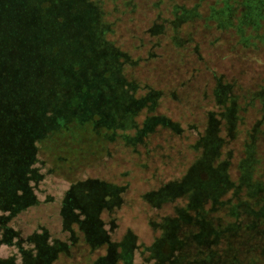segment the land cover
<instances>
[{
  "label": "trees",
  "instance_id": "trees-1",
  "mask_svg": "<svg viewBox=\"0 0 264 264\" xmlns=\"http://www.w3.org/2000/svg\"><path fill=\"white\" fill-rule=\"evenodd\" d=\"M43 1L41 5L50 8L52 0ZM85 1L72 0L60 13L66 17L70 7H79L74 4L79 3L90 17L94 13ZM192 1L187 6L186 0H150L156 17L149 20L142 37H131L132 49H146L137 58L105 40L107 29L101 27L105 23L97 17L85 20L82 27L87 33L82 38L78 33L74 38L49 33L54 42L49 43V50L43 49L47 42L42 39L36 42L38 54L27 51L29 63L19 68L22 86L27 84L26 73L33 61L36 69L15 95L10 85L13 67L0 49L1 241L10 243L17 236L7 224L38 203L29 183L36 174L35 145L49 133L46 130L89 126L99 140L114 143L118 138L127 148L161 132L166 135V146L182 156L184 171L143 197L158 212L178 205L162 223H151L161 237L150 247V258L141 264H264V78L256 86L230 78L223 72L225 59L208 49L224 43V33L236 40L235 50L264 43V30L260 31L264 0ZM125 5L129 7L128 2ZM1 16L2 31L9 21ZM51 23L67 29V18L63 25ZM156 61L161 66L157 76L175 64L184 69L172 88L156 87L153 78L146 79L149 85L142 83L132 74L141 64L156 70L150 66ZM228 69L230 73L234 70L233 66ZM188 98L194 101L188 115H182L183 111L175 120L159 113L161 103L172 101L183 107ZM230 165L236 166L234 180ZM113 192L115 202H121L122 190L117 185L95 182L89 191L86 188L80 196L81 207L92 215L84 221L85 231L77 224L92 250L108 244L107 256L92 264H137L131 245L108 243L104 224L95 220L105 204H95L94 196L103 198ZM65 201L66 197L59 211L62 226L67 211L73 209L70 198ZM218 212L224 216H213ZM229 218L234 222L229 223ZM70 238L75 242L73 235ZM73 246L42 244L39 253L47 251L55 259L54 254H68ZM42 262L49 263L41 257L34 263Z\"/></svg>",
  "mask_w": 264,
  "mask_h": 264
},
{
  "label": "rangeland",
  "instance_id": "rangeland-1",
  "mask_svg": "<svg viewBox=\"0 0 264 264\" xmlns=\"http://www.w3.org/2000/svg\"><path fill=\"white\" fill-rule=\"evenodd\" d=\"M71 1L52 0L49 8L41 5L43 0H0V17L7 16L5 20L9 21L5 29L2 31L0 29V34L3 35L0 49L1 52L4 51L2 53L4 59L7 55L5 60L10 61L13 67L11 71L14 77L10 85L11 93L14 95L18 94L20 88L26 87L30 72L36 69V61H33L26 73L27 84L22 86L19 68L29 63L30 55L27 51L38 54L40 47L36 45V42L45 39L47 45L43 49L49 50L53 42L49 33L66 38H74L78 33L82 38L87 33L82 27L85 20H92L93 17L103 21L102 24L105 23L104 27H101L107 29L104 38L110 44L124 47L132 53L134 58L145 55L146 49L142 47L132 49L131 37H142V31L149 25V20L156 17V13L150 7V0H133L132 4L131 0H86L84 4L90 5L94 14L88 17L89 15L82 9V4L74 3L79 7H70L71 11L65 17L60 11L66 7V3L69 4ZM184 1L181 0V2ZM126 2L129 3V7L125 5ZM192 3V0L185 2L187 6ZM52 9L54 12H51ZM65 18H67V29L52 26V21L63 25ZM247 22L254 24L253 21ZM95 28L96 26L92 29ZM260 28V31L264 30V21ZM223 35L226 36L224 43L218 47L211 45L208 47L209 52L220 54L225 59L223 72L230 78L242 80L246 86H256L257 83L262 82L264 43L258 41L254 48L242 50L238 47L239 51H237L233 46L236 40L229 33ZM199 41H203V38ZM158 63L157 61L150 63V66H156V70L146 67L148 64H141L134 69L133 73L132 70L130 72L142 83L150 84L146 79L153 78L152 83L155 81L158 83L155 84L156 87L172 88V84L183 76L184 69H180L176 64L169 66L164 73L166 77L163 78L164 75L157 76V70L161 68L157 66ZM228 66H233L232 73L228 71ZM193 102L188 98L183 107L172 101L166 104L161 103L159 113L172 116L176 120L183 111L185 112L182 115L189 114L187 110L190 108L189 104ZM142 120V118L139 119L140 122ZM31 123L35 124V121L32 120ZM38 123L40 124L39 121ZM72 126L70 125L68 130L63 128L46 130L49 133L43 141L36 143L34 162L36 174L29 186L38 203L19 212L17 217L7 224L15 233L14 236L16 234L17 236H13L10 243L0 240V264H35L38 257L48 260V264H92L107 256L108 244L92 250L83 241L82 231L77 224L79 223L85 231L84 221L90 213H86L81 207L83 199L80 196L86 188L89 191L95 182L99 185L100 183L117 185L122 190L121 202L118 200L115 202V192L103 198L94 196L95 204H105L104 209L97 211L95 220L97 223L104 224L108 243L124 241V244L131 245L134 260L137 264H141V260L150 258L149 249L153 242L158 238L160 240L161 231L156 226L153 229L151 223H162V218L170 215L178 203L167 207L163 212H158L153 210L143 197L165 183L178 179L183 174L182 164L185 163L182 156H178L175 150L166 146L164 142L166 135L159 132L150 140L138 144L137 147L127 148L118 138H115L114 143L99 140L89 126L82 127L85 130ZM133 133L131 132L130 135ZM231 165L229 174L234 180L233 171L236 166ZM65 197L66 201L70 198L73 209L67 211L65 226L64 224L62 226L59 211ZM229 197L228 195L223 200ZM213 216L219 218L224 214L218 212ZM229 220V223L234 222L233 219L229 218ZM71 235L75 242H71ZM1 236L0 231V239ZM42 244L74 246L68 254H54L56 258L52 259L47 251L39 253ZM42 264L45 263L42 262Z\"/></svg>",
  "mask_w": 264,
  "mask_h": 264
}]
</instances>
